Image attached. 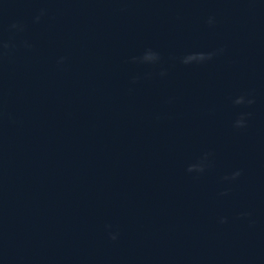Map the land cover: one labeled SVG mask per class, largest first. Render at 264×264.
I'll use <instances>...</instances> for the list:
<instances>
[{
  "label": "water",
  "instance_id": "95a60500",
  "mask_svg": "<svg viewBox=\"0 0 264 264\" xmlns=\"http://www.w3.org/2000/svg\"><path fill=\"white\" fill-rule=\"evenodd\" d=\"M0 264H264V0H0Z\"/></svg>",
  "mask_w": 264,
  "mask_h": 264
},
{
  "label": "clouds",
  "instance_id": "9594fccd",
  "mask_svg": "<svg viewBox=\"0 0 264 264\" xmlns=\"http://www.w3.org/2000/svg\"><path fill=\"white\" fill-rule=\"evenodd\" d=\"M37 19H39V17H37ZM4 47H7V45H4ZM212 54H208L207 56L203 53L200 54H193L191 56L188 57L189 60H204V59H210ZM63 59V58H62ZM62 62V61H61ZM187 62V61H186ZM242 100H237L236 103H241ZM240 122H238L239 124ZM193 170H199V171H203V168L201 166H191L189 168V171H193ZM239 173H235L234 176L232 177L233 179L238 176ZM227 179V178H226ZM221 222H225L223 219L221 220ZM113 239H115V237H112Z\"/></svg>",
  "mask_w": 264,
  "mask_h": 264
}]
</instances>
